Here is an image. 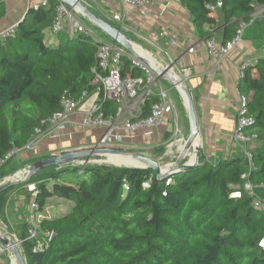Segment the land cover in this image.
Masks as SVG:
<instances>
[{"label": "trees", "instance_id": "trees-1", "mask_svg": "<svg viewBox=\"0 0 264 264\" xmlns=\"http://www.w3.org/2000/svg\"><path fill=\"white\" fill-rule=\"evenodd\" d=\"M178 1L206 41L213 37L210 29L219 26V11L221 45L236 36L242 21H251L257 8H264V0H220L222 6L212 12L210 6L219 0ZM59 4L50 0L37 9L31 4L17 23L16 36L0 43V160L23 149L36 129L47 130L65 97L79 101L84 93L95 92L98 47L88 36L51 33ZM6 16L7 2L0 0V22ZM131 67L123 58V76L141 75ZM238 92L248 99L254 122L243 131L257 137L251 160L243 155L216 165L204 162L163 181L149 168L89 163L74 169L90 179L60 183L59 167L1 193L0 219L13 193L31 199L32 194L20 188L37 184L36 202L45 215L40 228L55 235L43 251H33L36 240L21 245L27 264H264V208L255 206H264V59L245 71ZM100 100L104 118L115 119L119 104L102 96ZM158 100L156 95L144 98L134 121L147 119ZM154 151L162 155L165 147ZM15 157L0 167V182L18 168ZM234 186H240V198H232ZM53 199L71 206L56 215ZM47 209L54 217L46 215ZM24 229L20 240L28 238L26 222Z\"/></svg>", "mask_w": 264, "mask_h": 264}, {"label": "crops", "instance_id": "crops-1", "mask_svg": "<svg viewBox=\"0 0 264 264\" xmlns=\"http://www.w3.org/2000/svg\"><path fill=\"white\" fill-rule=\"evenodd\" d=\"M37 1H6L7 16L0 22V31L17 24L24 17L28 7ZM121 7L129 14L127 29H123L122 33L137 45L136 47L141 48L140 54L143 56L151 57L161 66L172 64L175 72H180L178 75L191 92L199 123L200 163L208 162L216 165L221 160L241 158L244 153L235 141L240 100L238 86L246 71L245 64H250V68H254L261 57L260 51L264 46V8L256 9L242 42L226 59L219 62L208 53L206 38L198 35L191 15L178 0H151L146 14H142L129 5H123L120 0H97V5L90 11L108 20V13ZM217 17L219 26L210 31L217 44L221 45L223 26L220 25L222 18L219 11ZM51 35L48 32L47 40ZM192 48L194 51L190 52ZM158 84L168 90L169 97L175 106V115L169 116L156 129L132 133L126 130L124 125L129 119L140 114L141 103H131L128 109L113 121L115 123L113 147L140 151L159 163L166 161L168 164L177 159L178 151L188 139L191 130L189 118L187 122L184 116L185 113L188 114L180 92L176 90L175 94L181 113L182 127L179 128L177 104L171 95L172 90L175 89L165 80L160 79ZM83 118L82 113H75L70 116L67 128L60 131L57 137L45 136L33 151L16 155L13 163L18 168L9 176L19 173L18 178L26 177L29 167L34 163H31L33 159L40 160L96 147L105 129L86 128L81 123ZM160 146L165 147V151L162 155H157L154 150ZM256 146L257 142H254L251 147L254 149ZM189 159L187 157L183 163ZM75 165L80 163L77 162ZM20 189L26 191V186ZM30 201L31 199L27 196L17 192L9 197L5 217L0 219V228L3 232L15 234L19 238L24 234L25 216L29 212ZM62 201L64 200H59V202ZM18 248L27 264L24 247L20 245ZM0 264H18V262L13 254H9L0 258Z\"/></svg>", "mask_w": 264, "mask_h": 264}, {"label": "built area", "instance_id": "built-area-1", "mask_svg": "<svg viewBox=\"0 0 264 264\" xmlns=\"http://www.w3.org/2000/svg\"><path fill=\"white\" fill-rule=\"evenodd\" d=\"M49 1L50 0H38L32 5L35 9H37L40 6H47ZM78 1L88 10L97 5V0ZM120 1L123 5H129L140 11L142 14H146L147 7L151 0ZM221 6L222 3L219 0L216 5L210 6V10L212 12H216L217 9H219ZM77 15L78 14L71 11L68 6L60 2L57 8L56 18L51 27V33H65L69 38H75L80 35L88 36L91 38L92 42L97 45L98 66L97 71H95V78L92 83V86L95 87V92L92 95L84 93L79 101L73 100L70 97H65L62 101V111L56 113L49 120V128L45 131L40 128L36 129L35 136L23 149L14 150L4 159L0 160V167L4 166L7 161L21 152L33 151L43 137L48 135L57 137V134L60 131H63L67 128V125L70 123V116L74 115L75 113H82L84 115V118L81 122L84 127H100L105 129V132L99 139L96 147L114 148L113 145L115 142V135L113 129L115 127V123L113 122L114 119H105L103 114L100 112L101 96L105 100H112L119 104L120 107L118 116L122 115L124 111L128 109L131 103H141L144 98L151 95H156L158 97L159 100L152 106L151 115L147 119L134 121L135 118L139 117L134 116L125 123L124 128L132 133L138 131L147 132L151 129H156L160 125H162L169 116L175 115V106L169 97L168 90L158 84L159 79L156 73L148 65L135 58L123 47L117 45L116 43L98 42L90 35L87 27L80 22ZM128 20L129 14L122 7L113 9L108 13V21L115 24L120 31H122L123 29H127ZM251 22L252 21L247 23L242 21L237 29L236 36L232 40L228 41L225 45H218L214 37L209 38L206 41L208 53L216 58L219 62L226 59L236 48V46L242 42L245 31ZM16 28L17 24L7 29L1 30L0 43L8 38H14L16 36ZM193 51V48L190 49V52ZM260 52L261 57L259 59H264V46L262 47ZM125 57H127L131 61V68L140 71L141 75L135 77L129 74L125 76L122 75V60ZM250 67V64H245L244 69L247 70ZM171 70L175 72L173 67ZM179 73L176 74L178 75ZM179 78L181 77L179 76ZM253 123L254 122L249 116L248 112V99L240 95L235 141L249 160H251L252 158L251 146L256 141L257 137L256 135H247L243 130L247 127L252 126ZM22 179L23 177H17L15 180ZM166 183L167 185H170L172 181L169 179ZM144 187L149 188L150 183L148 182L144 184ZM246 187L247 189L251 190L250 185H247ZM36 188L37 184L35 183L26 185V190L32 194L29 204V212L25 216V222L28 224V238L26 240H20L19 237H17L15 234L3 232L0 228V231L17 246L22 245L28 240H36L37 243L34 246V252L43 251L48 242L51 241L53 236L55 235L54 232H42L40 228V223L44 219L45 215L39 212L40 206L36 202ZM125 188L127 189V186H125ZM240 196L241 195L239 192H234L232 194V198H240ZM258 205L259 204H257V207L264 208L263 205V207ZM45 213L49 217H54L53 212L49 209L45 210ZM39 235L43 236L42 240L39 239ZM261 246L264 247V240L261 242ZM9 254H12L10 249L0 241V258Z\"/></svg>", "mask_w": 264, "mask_h": 264}, {"label": "water", "instance_id": "water-1", "mask_svg": "<svg viewBox=\"0 0 264 264\" xmlns=\"http://www.w3.org/2000/svg\"><path fill=\"white\" fill-rule=\"evenodd\" d=\"M62 4L69 7V9L78 15L83 16L90 23L97 26L101 31L106 33L114 43L123 47L135 58L139 59L146 65H148L157 75L158 79L169 82L173 87L177 88L184 100L185 107L190 123V136L183 143L179 149L178 157L173 163L161 165L159 162L151 159L148 156H143L136 151L116 149V148H98L94 147L87 150H78L68 153H63L57 156H50L40 159L34 162L27 171V176L22 180H15L19 173H14L9 177V183L0 187V194L12 186L18 184H24L29 182L36 174L47 171L53 168H59L61 166H68L70 164L80 163L81 165H87L92 161L100 162L101 159H109V157H124L129 160L128 164L118 165L111 163L114 166H127L133 168H149L155 171L158 180H166L173 175L186 172L190 169H194L200 165V132L198 117L196 114L194 102L191 96V92L184 83V80L179 78L172 69L173 65L161 66L154 62L152 58H147L140 55L136 51V46L132 43L118 28L102 19L101 17L93 14L85 6H83L78 0H58ZM190 158L189 161L183 163L186 158ZM108 162V160H107ZM103 163V162H102ZM106 163V162H105ZM110 163V162H108ZM76 166V165H75ZM0 241L10 249L11 253L15 256L18 264H26L18 246L11 242L5 234L0 231Z\"/></svg>", "mask_w": 264, "mask_h": 264}, {"label": "rangeland", "instance_id": "rangeland-1", "mask_svg": "<svg viewBox=\"0 0 264 264\" xmlns=\"http://www.w3.org/2000/svg\"><path fill=\"white\" fill-rule=\"evenodd\" d=\"M78 19L80 20V22L83 24V25H85L86 27H87V29H88V31H89V33H90V35L93 37V38H95L98 42H106V43H112L113 41H112V39L106 34V33H104L103 31H101L97 26H95L94 24H92V23H90L89 22V20H87L86 18H84L83 16H81V15H79L78 16ZM247 30V29H246ZM123 31V30H122ZM246 32V31H245ZM254 72V71H253ZM168 83V82H167ZM171 85V84H170ZM172 86V85H171ZM173 89H175V90H172V93H171V95H172V97L174 98V100L176 101V104H177V117H178V125H179V128L180 127H182V124H181V113H180V106H179V104L177 103V100H176V90L179 92V90L177 89V88H175V87H173ZM185 119H186V121L188 122V120H187V118H188V115H186V113H185ZM187 116V117H186ZM185 135L187 136V132L185 133ZM190 136V135H189ZM189 138V137H188ZM187 140V139H186ZM168 151H170L169 149H168ZM139 154H141V155H143V156H145V154H143L142 152H138ZM178 153H179V151H178ZM178 155V154H177ZM113 158H119V157H112V159ZM155 158H157V156H155ZM109 159H111V158H109ZM109 159H107V160H109ZM107 160L106 159H104L103 161H106V163L105 162H103V163H101V164H107V165H112L111 163H108L107 162ZM167 162L166 161H162L160 164L161 165H163V164H166ZM61 168L63 169V172L60 174V183L61 182H68V181H71V182H73V183H76V182H78V181H80V180H82V179H84V178H86V179H90L91 177L89 176V175H87V176H85V175H81L77 170H75L74 169V165L73 164H70V165H68V166H61ZM9 177L10 176H7V177H4L3 178V180L1 181V182H3L2 184H7V183H9ZM0 182V183H1ZM2 184H0V185H2ZM247 185H245V190L246 191H249V189H247V187H246ZM240 188V186H234V189L236 190V191H234V192H239L237 189H239ZM50 204H52L54 207H56L57 206V209H55L54 210V214H56V215H58V214H60V215H63L65 212H67V210H66V208H68V207H70L71 206V204L70 203H68L67 201H62V202H59V200L58 199H55V200H53V201H51V203ZM60 205H63V207H61V208H58V206L60 207ZM255 206H257V205H255ZM258 206H261V207H263L262 205H258Z\"/></svg>", "mask_w": 264, "mask_h": 264}, {"label": "bare ground", "instance_id": "bare-ground-1", "mask_svg": "<svg viewBox=\"0 0 264 264\" xmlns=\"http://www.w3.org/2000/svg\"><path fill=\"white\" fill-rule=\"evenodd\" d=\"M135 49L139 54H140V52H142L141 48H139V47H136ZM140 55H142V54H140ZM114 157H116V156H114ZM109 158H111L108 160V162H110V163H114V164H118V165H125V164L129 163V160L124 158V157L113 158V159H112V157H109ZM102 162H106V161L101 160L99 163H102Z\"/></svg>", "mask_w": 264, "mask_h": 264}]
</instances>
